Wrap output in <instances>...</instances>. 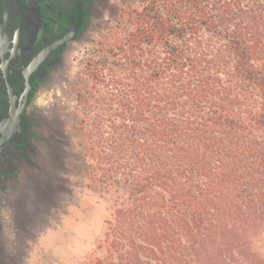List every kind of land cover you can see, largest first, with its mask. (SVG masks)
<instances>
[{
    "label": "trees",
    "instance_id": "16d2710c",
    "mask_svg": "<svg viewBox=\"0 0 264 264\" xmlns=\"http://www.w3.org/2000/svg\"><path fill=\"white\" fill-rule=\"evenodd\" d=\"M79 80L74 123L87 185L112 199L116 264H254L264 0H135Z\"/></svg>",
    "mask_w": 264,
    "mask_h": 264
},
{
    "label": "flooded vegetation",
    "instance_id": "af4514ba",
    "mask_svg": "<svg viewBox=\"0 0 264 264\" xmlns=\"http://www.w3.org/2000/svg\"><path fill=\"white\" fill-rule=\"evenodd\" d=\"M100 4L0 0V255L12 248L7 230L17 233L23 202L42 198L65 161L57 109L41 100L66 71Z\"/></svg>",
    "mask_w": 264,
    "mask_h": 264
},
{
    "label": "rangeland",
    "instance_id": "374dc122",
    "mask_svg": "<svg viewBox=\"0 0 264 264\" xmlns=\"http://www.w3.org/2000/svg\"><path fill=\"white\" fill-rule=\"evenodd\" d=\"M99 1L89 32L69 52L66 71L41 100L57 109L56 126L62 133L65 161L52 173L54 181L42 198L35 195L23 202L17 233L8 226L12 248L4 249L0 264H95L98 259L104 264L118 262L116 256H109L102 242L112 199L87 185L80 136L74 123L78 111L75 98L83 84L79 73L84 63L101 36L114 25L120 10L135 0ZM251 243L258 254L254 264H264V231L258 232Z\"/></svg>",
    "mask_w": 264,
    "mask_h": 264
}]
</instances>
